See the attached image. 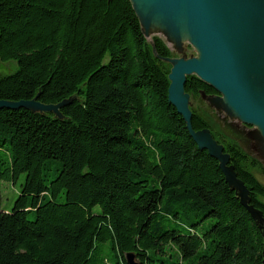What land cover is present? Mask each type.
Masks as SVG:
<instances>
[{
  "label": "trees",
  "instance_id": "trees-1",
  "mask_svg": "<svg viewBox=\"0 0 264 264\" xmlns=\"http://www.w3.org/2000/svg\"><path fill=\"white\" fill-rule=\"evenodd\" d=\"M172 56L149 43L130 0H0V100L60 105L58 115L0 108V264H263L264 166L192 111L243 182L168 102ZM190 97L218 95L195 75Z\"/></svg>",
  "mask_w": 264,
  "mask_h": 264
},
{
  "label": "water",
  "instance_id": "water-1",
  "mask_svg": "<svg viewBox=\"0 0 264 264\" xmlns=\"http://www.w3.org/2000/svg\"><path fill=\"white\" fill-rule=\"evenodd\" d=\"M130 2L132 4L131 0ZM153 2L157 11L154 7L139 11H149L154 16L164 14L171 18L183 11L198 49L197 56L173 62L168 74L170 82L168 102L184 118L187 130L199 148L206 150L211 157L219 161L228 184L240 191L238 193L240 200L246 205L248 190L229 166V155L225 153L223 145L213 138L208 128L199 131L192 129L190 95L184 86L190 75H195L211 86L218 93L211 97L220 98L227 104L242 124L256 127L264 143V0H153ZM133 9L137 15V8L133 6ZM161 22L170 26L178 37L176 21L165 19ZM171 60L168 59L169 62ZM32 106L39 107L38 109L42 111L38 112L44 113L52 111V108L58 111L60 105H44L36 99L17 102L0 100V108L23 107L34 110ZM231 181L238 186L232 185ZM248 210L263 223L264 234V219L260 213L249 206ZM125 258L128 264H136L132 253H127Z\"/></svg>",
  "mask_w": 264,
  "mask_h": 264
},
{
  "label": "rangeland",
  "instance_id": "rangeland-1",
  "mask_svg": "<svg viewBox=\"0 0 264 264\" xmlns=\"http://www.w3.org/2000/svg\"><path fill=\"white\" fill-rule=\"evenodd\" d=\"M141 28L149 43H152L154 37L160 38L165 45L169 48L172 56V60L168 63L172 66L173 62L177 59H187L197 56L196 49L192 44L181 41L179 36L175 35L170 26H166L161 21L154 20L155 16L149 11L136 10ZM158 23H161L159 25ZM17 69V64L14 60L0 61V74H11ZM189 106L196 110L203 111L209 121L213 124L214 130H219L228 139L235 141L238 146L256 158L264 166V143L258 134L256 127L244 125L232 112V110L225 104L220 98L205 96L200 94L197 97H189ZM34 110L40 111L39 107H31ZM42 111V110H41ZM57 114V109L52 108L49 111ZM255 177L264 185V173L259 169L253 170ZM25 178L24 174H20L16 183L13 185L10 182H1L2 193V207L6 210L11 209L13 202L17 196L20 184ZM232 185H237L234 181H231ZM238 186V185H237ZM240 193V191H237ZM244 195V194H243ZM257 221L261 224L260 219ZM263 227V223H262Z\"/></svg>",
  "mask_w": 264,
  "mask_h": 264
},
{
  "label": "bare ground",
  "instance_id": "bare-ground-1",
  "mask_svg": "<svg viewBox=\"0 0 264 264\" xmlns=\"http://www.w3.org/2000/svg\"><path fill=\"white\" fill-rule=\"evenodd\" d=\"M131 1H132L133 6H135V8H137L138 10H143V8L150 9L152 7H154L156 11L158 10L157 7L155 6L153 0H131ZM155 18H156L155 21H157V22L163 21L165 19H170L171 21H176L175 25L179 29L178 36H179L180 40L194 45L193 47L196 50H198L194 41H193L192 35L190 34L189 27H188L187 20H186V15L183 11L178 13L173 18L168 17L164 14H158L155 16ZM158 24L161 25V23H158Z\"/></svg>",
  "mask_w": 264,
  "mask_h": 264
}]
</instances>
